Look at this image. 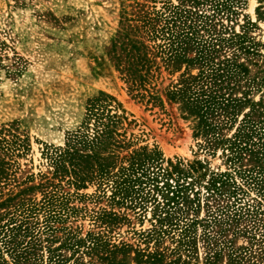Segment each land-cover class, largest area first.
<instances>
[{
  "label": "rangeland",
  "instance_id": "1",
  "mask_svg": "<svg viewBox=\"0 0 264 264\" xmlns=\"http://www.w3.org/2000/svg\"><path fill=\"white\" fill-rule=\"evenodd\" d=\"M233 2L235 13L229 15L217 12L212 0H145L166 14L171 9L165 8L166 3L202 17L214 14L217 28H227L224 35L245 30L255 42L247 56L260 61L264 2ZM122 5V0H0V202L53 168L47 148L63 146L81 120L86 99L103 92L119 103L130 121L122 124L126 131L120 140L126 145L121 151L138 150L141 159L146 153L155 156L145 169L156 178L146 175L133 187L132 182L120 183L119 191L109 183L98 186L90 181L79 188L65 183L70 195L66 203L72 210L62 223L67 229L56 232L51 247L59 245L67 231L75 229L83 235L93 230L118 246L126 245L115 248L107 263L95 259V264H255L249 235L264 232V189L258 190L253 160L246 152L238 155L225 146L204 148L205 138L194 135L196 121L183 118L177 104L163 100L162 105H152L128 92L107 54ZM177 74L163 72V84ZM233 127L219 133L230 135ZM194 160L200 165L189 167ZM212 173H226L227 179L212 186ZM165 183L179 184L182 193L160 219L155 203L165 204ZM26 197L41 200L38 189L28 191ZM13 201L7 198L0 206V223H10ZM257 202L262 205L260 214L238 216ZM99 219L106 223L99 224ZM33 221L39 231L44 228L41 212ZM6 238L0 237V264H15L5 249ZM43 251L42 264H46L47 251ZM81 251L72 255L71 248H60L69 264L80 255L88 263L89 256Z\"/></svg>",
  "mask_w": 264,
  "mask_h": 264
},
{
  "label": "trees",
  "instance_id": "2",
  "mask_svg": "<svg viewBox=\"0 0 264 264\" xmlns=\"http://www.w3.org/2000/svg\"><path fill=\"white\" fill-rule=\"evenodd\" d=\"M122 1L118 28L107 46V54L128 92L152 105H162L163 100L177 104L183 118L196 121L194 135L205 138L204 148L225 146L238 155L246 152L259 175L256 179L258 190H263L264 59L258 61L247 56L253 53L254 47L250 48L255 42L245 30H232L224 35L227 28L223 25L217 28L214 14L211 18L202 17L197 12L171 3L164 5L166 9L171 7L166 14L156 9L154 4L149 7L145 0ZM233 1L212 0V5L217 12L224 10L230 15L235 13ZM261 2L264 0H259ZM241 55L247 57L241 60ZM250 64L256 65L254 71L250 70ZM193 68L197 70L193 72ZM163 72L168 76L178 74L174 79L169 77L168 82L163 84ZM254 93H258L257 99ZM124 122L129 124L130 121L112 96L98 92L87 98L81 120L68 133L64 145L49 146L46 150L53 168L40 174L36 183L26 184L7 197L9 201L14 200L12 207L15 212L7 220L10 223H0V237H7L2 240L15 264H42L44 249L47 251L46 264H69L66 262L68 258L60 252L63 246L71 248L72 255L82 250V254L89 256L87 264H95V259L107 263L111 260L109 254L115 248L126 247L123 242L119 246L110 242L103 232L87 230L80 235L75 229H72L73 233L67 231L59 245H50L57 237V231L67 229L62 223L72 210L66 203L70 195L64 190L65 183L75 188L85 187L90 181H95L98 186L109 183L112 184L110 187L119 191L120 183L132 182L133 187L142 182V177L152 176L146 173L148 168L145 169V164L156 159L155 156L146 153L141 159L136 156L138 150L121 151L126 145L120 140L126 131L122 125ZM231 126L234 127L230 135L219 133ZM142 149L145 150V147ZM125 159L128 161L126 165L123 164ZM199 165L200 162L194 160L189 167L197 168ZM155 178L151 177L152 180ZM226 179V173H212L210 183L215 186L216 183L223 184ZM171 186L164 184L166 192L162 195L165 204L155 203L158 218L161 213H169L170 203H177L182 193L177 188L179 184ZM36 189L41 194L39 202L26 197L28 191ZM7 198L0 202V206ZM150 199L155 201L153 197ZM261 207L257 202L240 210L238 216L247 217L253 212L255 217L261 213L259 210H263ZM38 212L44 215L45 222L40 231L33 221ZM101 216L104 214L101 213ZM97 221L99 224L106 223L104 219ZM249 237L254 263L264 264V232L258 235L250 232ZM44 242L47 245H43ZM70 264L86 263L80 255Z\"/></svg>",
  "mask_w": 264,
  "mask_h": 264
}]
</instances>
